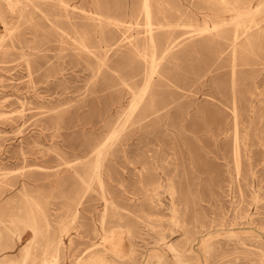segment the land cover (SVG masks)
I'll return each instance as SVG.
<instances>
[{"label": "rangeland", "instance_id": "rangeland-1", "mask_svg": "<svg viewBox=\"0 0 264 264\" xmlns=\"http://www.w3.org/2000/svg\"><path fill=\"white\" fill-rule=\"evenodd\" d=\"M86 1L118 18L125 10L137 13L141 4ZM178 1L199 15L206 12L202 0L163 2L174 9ZM0 18L6 21H0V246L15 243V261L22 260L31 236L28 229L20 241L13 237L25 221L39 231L30 251L37 258L48 259L50 237L70 226L73 248L61 254L60 264H73L96 243L92 252L103 254V264H179L167 246L179 248L183 232L192 255L182 264H264V71L254 72L258 84L251 92L258 98L253 112L245 113L238 158L225 106L227 69L223 57L214 70L210 43L163 61L154 76L157 108L182 96L140 124L136 111L111 138L125 121L122 82L137 74L136 59L110 54L101 67L94 56L78 52L63 34L69 27L56 0L22 1L13 10L1 1ZM84 24L91 46L116 32L104 21ZM193 38L199 44L204 36ZM106 142L108 202L100 186L86 191L64 164L82 172L81 158ZM76 208L80 213L71 224L68 212Z\"/></svg>", "mask_w": 264, "mask_h": 264}, {"label": "bare ground", "instance_id": "bare-ground-1", "mask_svg": "<svg viewBox=\"0 0 264 264\" xmlns=\"http://www.w3.org/2000/svg\"><path fill=\"white\" fill-rule=\"evenodd\" d=\"M1 1L11 10L17 8L22 1L31 2V0ZM56 1L63 12L65 23L69 27V32L64 30L63 34L78 52L84 51L94 56L101 67L107 65L110 54L130 55L137 61L132 63V66L135 67L133 68L138 70L137 74L130 79V82L126 80L122 82L128 96L125 113L123 112L125 121L112 133L111 138L123 129L136 111L140 110V115L135 124H140L150 116L155 117L166 110L171 103L176 101L175 97L182 96L178 93L175 97H170V104L157 108L154 90L158 85L154 76L157 75L163 61L177 59L179 55L187 53L197 46L210 43L213 47L212 65L214 70L221 68L220 61L224 57L227 69L224 75H227L229 82L225 106H229L231 111L229 117L233 126V151L236 158L240 156V130L245 123V113L253 112L258 98L257 94L251 92V89H255L258 84L254 72L264 71V0H202L207 9L200 15L190 7L180 5L179 1V5L173 9L170 4L163 2L164 0H141L140 10L137 13L125 10L120 13V18L98 12L97 4L89 3L86 0ZM170 9H173L171 14ZM85 19L96 23L104 21L113 25L116 32L114 35L96 38V45L91 46L92 32L84 24ZM0 21L6 25L4 18H0ZM140 27H142L141 30ZM182 28L191 29L187 33L175 32ZM188 33L194 35L188 36ZM192 36H204V38L201 43L196 44L194 38L191 39ZM161 76L166 79L163 75ZM136 79L138 82H135ZM217 85L220 83L217 82ZM179 88L182 89L181 86ZM248 136L249 134L245 132L242 138L244 146L249 143ZM106 144L107 142L96 145L90 149L86 157L81 158L82 172L74 169L70 163L64 164L73 172L72 176L81 180L86 191L90 190L93 184H96L98 188L100 186L102 199L108 202L104 187V177L106 178L107 171L103 164ZM59 169L55 174L58 177L60 176ZM79 213L78 208L68 212L67 219L71 224L78 218ZM102 218H105V214ZM23 222L22 232L19 229L13 234V237L20 241L26 230L29 229L31 232L30 238L21 249L22 260L20 262L14 260L16 246L15 243L8 241L0 246V264H60L61 254L73 248L70 226L63 225L57 235L54 234L53 237H50L47 247V251H50L48 259L47 257H35L30 251L31 245L39 234L38 228L33 223L30 225ZM0 224H3L1 218ZM111 233L115 232L111 231ZM231 235L235 234L231 233ZM182 237L186 241L184 239V243L179 248L172 244L167 246L173 254V259L179 264L185 261V257L192 255V245L186 238L187 233L183 232ZM105 238L106 234L104 242ZM119 242H121V238ZM209 243L208 239L202 240L206 252L210 248ZM96 247H99V244H93L90 249L82 251L75 258L73 264H103L105 262L103 254L92 252ZM111 251L120 255L117 246H113ZM262 257L260 259L264 263ZM144 264L153 263L145 260Z\"/></svg>", "mask_w": 264, "mask_h": 264}]
</instances>
